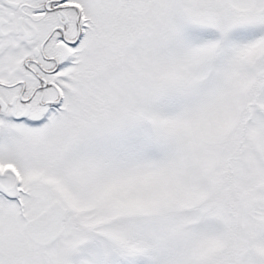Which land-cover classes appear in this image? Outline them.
<instances>
[{
    "label": "snow or ice",
    "instance_id": "obj_1",
    "mask_svg": "<svg viewBox=\"0 0 264 264\" xmlns=\"http://www.w3.org/2000/svg\"><path fill=\"white\" fill-rule=\"evenodd\" d=\"M0 264H264V0H0Z\"/></svg>",
    "mask_w": 264,
    "mask_h": 264
}]
</instances>
